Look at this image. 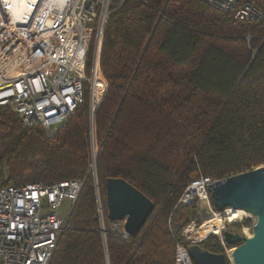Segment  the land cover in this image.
Wrapping results in <instances>:
<instances>
[{
	"label": "trees",
	"instance_id": "obj_1",
	"mask_svg": "<svg viewBox=\"0 0 264 264\" xmlns=\"http://www.w3.org/2000/svg\"><path fill=\"white\" fill-rule=\"evenodd\" d=\"M115 1L100 53L108 87L94 116L103 217L88 102L52 134L0 109V187L85 178L48 264H176L177 240L199 219L196 201L179 202L190 181L264 165V20L203 0ZM111 176L155 202L136 235L107 217ZM200 243L224 251L215 233Z\"/></svg>",
	"mask_w": 264,
	"mask_h": 264
},
{
	"label": "built area",
	"instance_id": "obj_2",
	"mask_svg": "<svg viewBox=\"0 0 264 264\" xmlns=\"http://www.w3.org/2000/svg\"><path fill=\"white\" fill-rule=\"evenodd\" d=\"M203 1L236 19L264 20V0ZM116 3L115 0H0V109L9 107L27 126L55 130L87 101L93 131L94 179L97 176L94 116L108 87L100 66L101 45L106 22ZM220 179L201 174L190 181L179 202L196 201L201 215L200 200L207 199L218 220L224 219L220 232L215 234L232 259L234 247L225 241L224 231L235 229L223 216L224 210H217L211 203L210 185ZM84 183V177H77L0 187V264H48ZM98 203L103 217L101 200ZM253 218L254 223L256 217ZM115 224L124 226V220ZM196 226L194 219L184 228L183 239L177 240L176 264H195L187 242L206 238L195 233Z\"/></svg>",
	"mask_w": 264,
	"mask_h": 264
},
{
	"label": "water",
	"instance_id": "obj_3",
	"mask_svg": "<svg viewBox=\"0 0 264 264\" xmlns=\"http://www.w3.org/2000/svg\"><path fill=\"white\" fill-rule=\"evenodd\" d=\"M94 181L100 201L98 175ZM210 190L217 210L241 208L256 217L250 235L235 228L224 231L225 241L234 247L233 264H264V165L226 176L212 183ZM106 201L107 217L124 220L125 231L133 235L140 232L155 208L152 198L124 177L107 178ZM188 251L195 264H230L224 251H211L200 242L189 244Z\"/></svg>",
	"mask_w": 264,
	"mask_h": 264
},
{
	"label": "bare ground",
	"instance_id": "obj_4",
	"mask_svg": "<svg viewBox=\"0 0 264 264\" xmlns=\"http://www.w3.org/2000/svg\"><path fill=\"white\" fill-rule=\"evenodd\" d=\"M20 11H21V8L17 7V12H20ZM200 206H201V209L204 212H207L209 210V202L207 201L206 198H202L200 200ZM222 213L224 215L227 214L226 219H228V221L231 222V223L240 221V219L245 214L251 215L249 212H247L244 209L233 208V207L226 208L224 211H222ZM215 220L218 221L217 222V225H218L217 227L214 226V224H215L214 221ZM234 220H236V221H234ZM221 228H222V221L218 220V215H216V216L213 215V216H211L209 218H206V221L203 222L200 226L194 228V231H195V233L198 236L207 237L211 233L220 232Z\"/></svg>",
	"mask_w": 264,
	"mask_h": 264
},
{
	"label": "rangeland",
	"instance_id": "obj_5",
	"mask_svg": "<svg viewBox=\"0 0 264 264\" xmlns=\"http://www.w3.org/2000/svg\"><path fill=\"white\" fill-rule=\"evenodd\" d=\"M56 130V129H55ZM54 129H47V132L48 133H50V134H52L54 131H55ZM209 212H204V211H202L201 212V215H200V213H199V219H198V221H197V226L196 227H198V226H200L203 222H204V220H206V218H209V217H211V216H213L214 214H213V212H212V210H211V208H209V210H208ZM251 214V213H250ZM215 216V215H214ZM223 216H227V214H225V215H223ZM253 216L254 215H247V214H245L241 219H240V221H238L239 223H241L242 224V226H241V228L242 229H239V231H241V233L242 234H244V235H250L251 234V230H252V225H253V221H254V218H253ZM238 219V218H237ZM247 219H249L250 221L249 222H251V223H249V224H247L244 220H247ZM223 221H224V219H222ZM222 221V222H223ZM234 221H236V220H234ZM215 222V224H214V226H218L217 225V222L218 221H214ZM244 222H245V224H244ZM248 231V232H247ZM230 247H233V246H230ZM229 247V248H230ZM229 259V258H228ZM229 262H230V264H233V261H232V259L230 258L229 259Z\"/></svg>",
	"mask_w": 264,
	"mask_h": 264
},
{
	"label": "flooded vegetation",
	"instance_id": "obj_6",
	"mask_svg": "<svg viewBox=\"0 0 264 264\" xmlns=\"http://www.w3.org/2000/svg\"><path fill=\"white\" fill-rule=\"evenodd\" d=\"M232 228H234V227H232Z\"/></svg>",
	"mask_w": 264,
	"mask_h": 264
}]
</instances>
